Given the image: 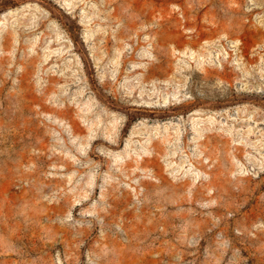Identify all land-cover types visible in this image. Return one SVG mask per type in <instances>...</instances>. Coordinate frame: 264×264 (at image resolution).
<instances>
[{"label": "rangeland", "instance_id": "374dc122", "mask_svg": "<svg viewBox=\"0 0 264 264\" xmlns=\"http://www.w3.org/2000/svg\"><path fill=\"white\" fill-rule=\"evenodd\" d=\"M0 264H264V0H0Z\"/></svg>", "mask_w": 264, "mask_h": 264}]
</instances>
